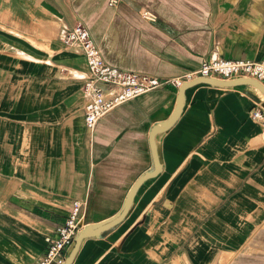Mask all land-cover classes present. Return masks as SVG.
I'll use <instances>...</instances> for the list:
<instances>
[{
	"label": "crops",
	"instance_id": "1",
	"mask_svg": "<svg viewBox=\"0 0 264 264\" xmlns=\"http://www.w3.org/2000/svg\"><path fill=\"white\" fill-rule=\"evenodd\" d=\"M26 1L17 13L0 12V264L44 256L46 238L75 200L86 203L81 231L115 220L155 169L152 131L177 109L179 89L162 88L89 131L86 59L62 41L76 25L74 9L105 60L128 71L170 78L214 55L264 56V0H149L140 13L137 0ZM257 107L264 95L251 86L188 89L179 119L155 138L160 173L140 187L118 226L82 241L72 264H218L264 242Z\"/></svg>",
	"mask_w": 264,
	"mask_h": 264
},
{
	"label": "built area",
	"instance_id": "2",
	"mask_svg": "<svg viewBox=\"0 0 264 264\" xmlns=\"http://www.w3.org/2000/svg\"><path fill=\"white\" fill-rule=\"evenodd\" d=\"M117 4V0H110V6ZM143 17L155 19L148 12ZM62 41L67 48H79L86 59L87 75L82 93L86 99L84 123L89 131H93L100 120L117 107L158 89L170 87L178 90L185 83L201 78L222 81L249 78L264 85V56L259 60H231L214 55L197 70L187 71L177 77L159 78L109 64L89 28L81 23L70 28ZM251 119L259 124L264 138V107L255 108L251 112ZM85 205L82 200L73 201L65 223L46 238V252L33 264H65L81 231V217Z\"/></svg>",
	"mask_w": 264,
	"mask_h": 264
},
{
	"label": "water",
	"instance_id": "3",
	"mask_svg": "<svg viewBox=\"0 0 264 264\" xmlns=\"http://www.w3.org/2000/svg\"><path fill=\"white\" fill-rule=\"evenodd\" d=\"M199 84H207V85L216 86V87H232V86H238V85H246V86H251V87L257 89L259 92H261L264 95V85L257 80L249 79V78H238V79H234V80H230V81L201 78V79H197V80L192 81V82L185 83L181 88H179L178 103H177V109H176L175 115L164 126L156 127L150 135V145H151L153 160H154V165H155L154 171L152 173L146 174L145 176L141 177L136 182L131 193L129 194V196L127 198V201H126V204H125L123 211L115 220H113L112 222H110L104 226H101V227H98L95 229H90V230L85 229V230L79 232L78 236L76 237L75 244H74L73 248L71 249L69 255L67 256L65 264H72L73 263L75 256L77 255L79 248H80V245H81L83 240H85L87 238H93V237L100 236L103 233H105V232L111 230L112 228L118 226L129 214L131 207H132V204H133V201L135 199V196H136L138 190L140 189V187L145 182H147L148 180L153 179V178L158 176V174L160 173V162H159V157H158L157 150L155 147V138L157 135L164 133L167 130H169L176 123V121L179 119V117L181 116L182 111H183L184 97H185L186 91L188 89L196 86V85H199Z\"/></svg>",
	"mask_w": 264,
	"mask_h": 264
},
{
	"label": "rangeland",
	"instance_id": "4",
	"mask_svg": "<svg viewBox=\"0 0 264 264\" xmlns=\"http://www.w3.org/2000/svg\"><path fill=\"white\" fill-rule=\"evenodd\" d=\"M31 5L26 0H0V12L7 11L10 9L15 13L19 12L22 7L27 8V6ZM158 9H162L163 3L155 4ZM150 2L149 0H137V11L140 13L141 10H150ZM74 9V8H73ZM76 24H83L88 27L79 17L74 9ZM47 18V22H48ZM218 264H264V242H249L243 249L238 252H231L225 254V257L220 260Z\"/></svg>",
	"mask_w": 264,
	"mask_h": 264
}]
</instances>
